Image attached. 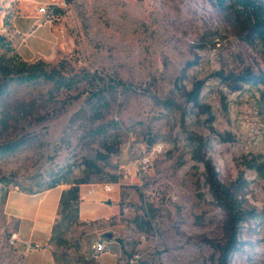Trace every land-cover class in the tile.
Listing matches in <instances>:
<instances>
[{"label":"rangeland","instance_id":"374dc122","mask_svg":"<svg viewBox=\"0 0 264 264\" xmlns=\"http://www.w3.org/2000/svg\"><path fill=\"white\" fill-rule=\"evenodd\" d=\"M1 17L14 49L0 57L64 63L84 79L73 91L13 84L0 94V264H25L4 214L11 191L104 186L126 165L136 175L120 186L119 215L59 228V264H264V52L229 10L213 0H0ZM104 84L109 105L95 116L88 92ZM206 163L246 213L225 258Z\"/></svg>","mask_w":264,"mask_h":264},{"label":"trees","instance_id":"16d2710c","mask_svg":"<svg viewBox=\"0 0 264 264\" xmlns=\"http://www.w3.org/2000/svg\"><path fill=\"white\" fill-rule=\"evenodd\" d=\"M215 4L225 10H229L234 18V22L239 31L246 35L249 42L258 44L264 52V0H213ZM13 46L2 35H0V52H12ZM65 64L60 63L54 68H49L44 62H36L28 64L18 57L6 59L0 57V81L2 86L0 94L4 93V89L11 85H52L50 94L53 91H73L77 87L79 81L84 77H67L65 75ZM118 85H122L121 83ZM123 87V85H122ZM4 88V89H3ZM6 91V90H5ZM84 90L83 93H85ZM112 91L110 84H104L101 87L94 88L88 92L89 111L94 115H99L100 111L107 107L109 94ZM74 97L73 99H76ZM102 156V155H101ZM206 183L210 194L216 203V206L224 213L225 224L224 233L226 236V246L221 248L222 258L229 255V252L236 244V228L239 224L245 221L246 213L242 210V206L237 202L235 197L228 189H225L218 181V176L214 169L208 164H205ZM118 177H109L108 183H117ZM86 182H64L54 181L47 186L46 190L27 193L35 195L54 189L59 186H69L70 189L62 194L60 201L59 220L54 226L53 233L56 237L59 228H66L77 223V203L79 201L78 188Z\"/></svg>","mask_w":264,"mask_h":264},{"label":"crops","instance_id":"0c3cea01","mask_svg":"<svg viewBox=\"0 0 264 264\" xmlns=\"http://www.w3.org/2000/svg\"><path fill=\"white\" fill-rule=\"evenodd\" d=\"M0 19L3 25L4 17ZM10 27L14 29L17 36L21 35L14 25V20L11 21ZM43 27L46 25L41 24L37 28ZM44 44L49 45V42L46 40ZM20 57L24 59V56L20 55ZM121 169L124 170L125 175L117 183L90 188L79 186L78 223L107 222L119 215L120 186L130 185L136 175L135 169L130 165L122 166ZM69 189V186H59L35 195L11 191L6 196L3 206L4 214L15 224L14 245L23 255L25 264H59L52 246L53 229L59 220L62 194Z\"/></svg>","mask_w":264,"mask_h":264},{"label":"built area","instance_id":"2783aa9c","mask_svg":"<svg viewBox=\"0 0 264 264\" xmlns=\"http://www.w3.org/2000/svg\"><path fill=\"white\" fill-rule=\"evenodd\" d=\"M18 1H26V0H18ZM38 13L40 14V15H45L46 14V9L45 8H40L39 9V11H38ZM154 152H156V150H154L153 151V153ZM147 164H148V159L146 158V159H143L141 162H140V165H142V166H147ZM108 190H109V188H107ZM11 239H12V241L13 242H15V240H16V236L13 234L12 235V237H11ZM94 249H95V251L97 252V253H100V252H102L103 251V246H102V244H98V245H96L95 247H94Z\"/></svg>","mask_w":264,"mask_h":264},{"label":"water","instance_id":"95a60500","mask_svg":"<svg viewBox=\"0 0 264 264\" xmlns=\"http://www.w3.org/2000/svg\"><path fill=\"white\" fill-rule=\"evenodd\" d=\"M104 238L110 240L112 238V236L110 234H107L104 236Z\"/></svg>","mask_w":264,"mask_h":264}]
</instances>
